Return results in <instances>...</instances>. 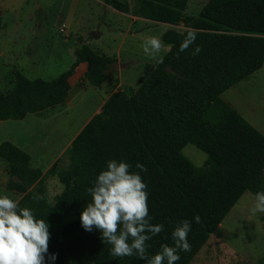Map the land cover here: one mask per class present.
I'll use <instances>...</instances> for the list:
<instances>
[{
	"label": "trees",
	"instance_id": "trees-1",
	"mask_svg": "<svg viewBox=\"0 0 264 264\" xmlns=\"http://www.w3.org/2000/svg\"><path fill=\"white\" fill-rule=\"evenodd\" d=\"M105 3L129 12L128 4L119 0ZM149 19L183 24L197 31V39L179 52L186 31H167L162 41L171 49L158 67L134 94L121 89L111 94L66 150L67 167H61L60 157L43 174L31 167L26 151L9 141L0 145V158L12 175L30 183L56 176L64 186L54 203L32 194L18 202L49 225L47 255L57 258L48 261L46 255V264H146L136 256L110 255L101 232L81 226V213L91 202L88 189L109 160L129 163L130 172H140L147 185L151 223L164 226L146 241L149 256L164 244L174 246L178 222H191V250L179 252L176 264H191L247 192L264 191V134L222 98L264 67V0H209L197 16H186L176 2L152 3ZM197 46L202 50L193 55ZM75 56L73 65L51 81L17 73L14 89L0 94V122L43 118L67 102L69 79L81 63L88 65L85 80L97 87L115 61L89 45L80 46ZM190 144L207 154L206 167L183 154ZM137 163L147 172L137 169ZM197 214L200 223L195 222Z\"/></svg>",
	"mask_w": 264,
	"mask_h": 264
},
{
	"label": "rangeland",
	"instance_id": "rangeland-1",
	"mask_svg": "<svg viewBox=\"0 0 264 264\" xmlns=\"http://www.w3.org/2000/svg\"><path fill=\"white\" fill-rule=\"evenodd\" d=\"M119 1L128 4V13L115 10L105 0H11L8 11L0 0V94L14 89L17 73L29 80L57 78L71 67L75 51L86 40L93 50L115 60L101 85L92 86L84 75L73 84V100L50 109L43 118L29 115L24 121L0 122V145L13 143L14 135L27 140L31 167L43 174L52 167L46 163L52 154L59 153L61 167H67L66 150L111 93L123 86L131 95L129 88L138 89L158 67L171 49L162 36L186 29L183 24L151 21V4L176 2L186 16H197L209 0ZM7 30L12 34H3ZM153 36L163 45L155 57L141 47L145 38ZM222 98L264 134V67ZM183 154L196 166L206 167L207 154L195 146H186ZM63 190L56 176L30 183L12 175L8 163L0 158V196L19 202L32 194L54 203ZM253 197L254 193L247 192L240 199L191 264H264V213L251 214Z\"/></svg>",
	"mask_w": 264,
	"mask_h": 264
},
{
	"label": "clouds",
	"instance_id": "clouds-1",
	"mask_svg": "<svg viewBox=\"0 0 264 264\" xmlns=\"http://www.w3.org/2000/svg\"><path fill=\"white\" fill-rule=\"evenodd\" d=\"M186 36L179 47L184 52L196 41L197 31L180 30ZM144 53L155 57L163 45L157 37H147L141 45ZM202 49L197 46L192 54L198 55ZM127 162L109 160L106 170L96 177L88 189L91 202L83 209L80 222L85 231L94 229L101 232V240L111 246L110 255L118 258L136 256L146 264H176L180 260L179 252H188L191 245L188 233L191 222L187 219L177 223L172 232L174 246L164 244L161 250L148 255L146 241L163 231L162 224H152L149 215L147 185L140 172H130ZM136 168L147 172L140 163ZM252 215L264 213V191L254 193L250 208ZM195 222L200 223L199 214ZM49 225L43 219H37L33 212L19 204L8 195L0 196V264H46L49 252ZM56 254L47 255L54 262Z\"/></svg>",
	"mask_w": 264,
	"mask_h": 264
},
{
	"label": "crops",
	"instance_id": "crops-1",
	"mask_svg": "<svg viewBox=\"0 0 264 264\" xmlns=\"http://www.w3.org/2000/svg\"><path fill=\"white\" fill-rule=\"evenodd\" d=\"M2 1H4V3H5V8L7 9V11H8V9L9 8H11V5H12V3H11V0H2ZM41 8H40V6H38V10H40ZM8 32H3V34H12V31H10V30H7ZM10 31V32H9ZM49 51H52L51 49H49ZM75 53H76V51H75ZM74 53V54H75ZM73 54V53H72ZM72 54H71V56H72ZM75 59H76V56H75ZM75 62V61H74ZM72 65H73V63H72ZM71 65V66H72ZM68 70V69H67ZM66 70V71H67ZM87 70H88V65L86 64V63H81L78 67H77V69H76V72H75V74L69 79V83H70V86H71V89H70V91H69V96H68V99H67V102H71L72 100H73V84H76L85 74H86V72H87ZM62 74V73H61ZM119 89H121V90H123V91H125L126 89H125V87H123V86H119V88L117 89V90H119ZM117 90H115V91H117ZM132 89H130L129 88V91L132 93V94H134L138 89H133V91H131ZM114 91V92H115ZM134 92V93H133ZM112 94V93H111ZM131 94V95H132ZM111 96V95H110ZM109 96V97H110ZM108 97V98H109ZM108 98L103 102V104L108 100ZM98 102V101H97ZM103 104H102V106H103ZM102 106L100 107V108H102ZM99 110H101V109H99ZM28 117V116H27ZM26 117V118H27ZM25 118V119H26ZM25 119H23V120H18V121H24ZM12 140H13V144L14 145H16L17 147H19L20 149H22V150H24V151H26L28 154H30L31 155V150H30V147H28L29 145H28V143H27V140H25L24 138H22V137H20V136H17V135H14L13 137H12ZM73 141V140H72ZM72 143V142H71ZM30 150V151H29ZM59 153H57L56 155H54V154H52V157L53 158H51V159H48L47 161H46V163H47V165L49 164V168L51 167V166H53L54 165V163L59 159V155H58ZM58 156V157H57ZM32 157V156H31ZM54 160V161H53ZM32 161H33V157H32ZM45 162V161H44Z\"/></svg>",
	"mask_w": 264,
	"mask_h": 264
},
{
	"label": "water",
	"instance_id": "water-1",
	"mask_svg": "<svg viewBox=\"0 0 264 264\" xmlns=\"http://www.w3.org/2000/svg\"><path fill=\"white\" fill-rule=\"evenodd\" d=\"M87 40L84 42V45H86Z\"/></svg>",
	"mask_w": 264,
	"mask_h": 264
}]
</instances>
